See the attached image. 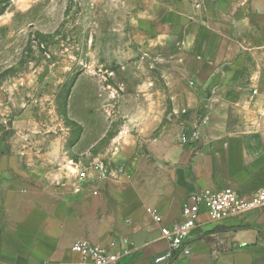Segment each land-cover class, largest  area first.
Here are the masks:
<instances>
[{"label": "crops", "instance_id": "0c3cea01", "mask_svg": "<svg viewBox=\"0 0 264 264\" xmlns=\"http://www.w3.org/2000/svg\"><path fill=\"white\" fill-rule=\"evenodd\" d=\"M216 1L144 0L130 10V42L151 56L150 83L160 97L124 101L135 108L108 174L93 163L78 179L63 161L28 162L25 153L0 159V264H65L82 238L126 251L115 264H264V206L221 221L202 211L189 251L153 261L169 249L148 208L172 225L182 221L192 193L229 186L247 196L264 185V51L247 76L255 85L251 103L243 93L232 117L220 115L217 107L237 94L246 57L225 64ZM132 122L137 134L129 130ZM193 126L199 138L180 143L178 132ZM138 138L143 148L134 145Z\"/></svg>", "mask_w": 264, "mask_h": 264}, {"label": "rangeland", "instance_id": "374dc122", "mask_svg": "<svg viewBox=\"0 0 264 264\" xmlns=\"http://www.w3.org/2000/svg\"><path fill=\"white\" fill-rule=\"evenodd\" d=\"M237 1L217 0L215 10L226 36L225 64L246 57L237 94L217 107L230 117L243 106V93L251 103L255 85L247 76L264 51V0ZM142 2L8 1L0 15V159L25 153L28 162L63 161L75 175L77 166L90 171L93 163L111 171L135 108L124 101L160 97L150 83L151 56L130 42L129 12ZM129 130L139 132L133 122ZM139 139L134 145L143 148Z\"/></svg>", "mask_w": 264, "mask_h": 264}, {"label": "built area", "instance_id": "2783aa9c", "mask_svg": "<svg viewBox=\"0 0 264 264\" xmlns=\"http://www.w3.org/2000/svg\"><path fill=\"white\" fill-rule=\"evenodd\" d=\"M192 84V82H190ZM256 94L257 90H252ZM264 109V108H263ZM205 115V116H204ZM203 115L202 122L207 120L206 114ZM264 115V112L263 114ZM178 141L186 144L192 140L199 138V130L197 126L183 129L177 134ZM99 167L102 176L107 172L101 165ZM87 170L82 169L78 172V179H84ZM264 206V185L257 188L251 194L244 196L232 187H223L220 189H204L202 191L192 193L188 202L182 204L181 222L172 225L162 224L163 218L156 209L148 208L147 211L151 215L153 221L160 225L161 237L167 242L169 251L166 254L156 256L153 261L159 263L165 261L172 256V252L181 251L187 253L188 239L192 234V230L197 226V217L200 212L207 213L211 221H221L225 219L237 218L245 213ZM114 244V242L112 243ZM71 251L74 259L65 264H115L120 255L110 250V247L99 246L89 239H79L73 242Z\"/></svg>", "mask_w": 264, "mask_h": 264}, {"label": "trees", "instance_id": "16d2710c", "mask_svg": "<svg viewBox=\"0 0 264 264\" xmlns=\"http://www.w3.org/2000/svg\"><path fill=\"white\" fill-rule=\"evenodd\" d=\"M9 0H6L3 6L0 7V15L4 12L5 6L8 3Z\"/></svg>", "mask_w": 264, "mask_h": 264}]
</instances>
